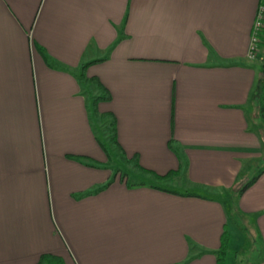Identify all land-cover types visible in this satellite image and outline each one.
Segmentation results:
<instances>
[{
    "label": "crops",
    "instance_id": "1",
    "mask_svg": "<svg viewBox=\"0 0 264 264\" xmlns=\"http://www.w3.org/2000/svg\"><path fill=\"white\" fill-rule=\"evenodd\" d=\"M259 4L0 0V264H36L44 253L64 264H216L230 209L235 225L255 229L249 264H264V172L237 194L244 164L264 161L252 123L264 57H248ZM86 63L111 95L97 108L115 116L127 159L179 170L175 189L207 198L113 174L88 103L98 91L77 77ZM39 114L45 149L79 145L94 165L63 156L56 167L52 152L45 170Z\"/></svg>",
    "mask_w": 264,
    "mask_h": 264
},
{
    "label": "trees",
    "instance_id": "2",
    "mask_svg": "<svg viewBox=\"0 0 264 264\" xmlns=\"http://www.w3.org/2000/svg\"><path fill=\"white\" fill-rule=\"evenodd\" d=\"M263 38H264V24L261 30L259 31V45L263 44L261 43V40H263ZM45 59L49 64H51L47 56H45ZM87 65L88 63L83 64L80 67V72L77 77L81 85L92 86L98 91V93L92 98L91 101L92 116L96 117L99 120V122L103 125V129L106 134L108 144L117 150L120 159L123 160L126 164L131 165L132 168L139 175L146 178H150L152 181L147 182L144 179H138V178L135 179V181L134 180L131 181L128 179L124 180V176H120V180H124L126 185L128 186L147 185L151 188L168 193H173L180 196H194V197L207 198L206 196H203L198 193L189 192V191H179L178 189L167 186L172 184V181L179 176V170H171L165 174H158L152 170L140 166L137 162L136 156H134L131 159H127L122 147L120 146L117 140L115 116L111 112H99L97 108V104L99 102L110 100L111 95L109 91L100 83V81L96 77L86 76L85 69ZM255 100L258 105L259 115L261 116L263 123V126L261 127V129H259L258 133H260V136L262 137V141L264 144V80L261 83L259 90L255 93ZM102 147L104 148V150L107 151V146L104 143L102 144ZM168 147L172 151L176 152V146L172 139L168 141ZM262 172H264V167H262L251 179H249L240 187L237 193L238 196L241 195L249 186H251ZM109 184L110 182L106 183L103 187L94 190V192H98L102 190L103 188L107 187ZM226 247H227V236H226V231H224L220 238V246L218 248V251L216 252V259H217L216 264H223V259L227 255ZM36 264H64V263L61 257L49 253H44L39 257L38 262Z\"/></svg>",
    "mask_w": 264,
    "mask_h": 264
},
{
    "label": "rangeland",
    "instance_id": "3",
    "mask_svg": "<svg viewBox=\"0 0 264 264\" xmlns=\"http://www.w3.org/2000/svg\"><path fill=\"white\" fill-rule=\"evenodd\" d=\"M258 52L261 53V55L264 57V45L261 46V47L259 45V51ZM263 62H264V60H263ZM52 66L53 65L51 64L50 67H52ZM55 68H57V67H55ZM260 70L263 72V78H264V65L260 68ZM88 103L91 106L92 103H91V99H90L89 96H88ZM91 116H92V113H91ZM40 118H41V116L39 114V125H40L39 126V132H40V139H41L40 146H41L42 155L44 156V159H45L44 160L45 170H47L48 162H49V166H50V155H51L52 152L54 153V155H58L60 157L58 162L56 163V167L60 166V165H63V161H65L63 156L67 157V158H71L72 160L78 162L77 164H80V165L82 164V166L84 164H87L88 166H93L94 165L91 162L90 158H87L86 156L81 155V153H83L84 150L79 145H72L71 147H69V146L68 147L54 146V147L51 148V150H50V147H48L46 145V149H45L44 143H43V139H42V127H41L42 124H41ZM93 119L95 120L94 124L95 125L99 124L101 126L103 132H104L103 125L99 122V120L95 119V118H93ZM252 123L256 124L259 129H261V127L263 126L262 118L259 115V108L258 109L254 108V112L252 114ZM98 132H99L98 133L99 136H101L99 142H101V144L104 143L107 146L108 154L111 157L110 161L108 163V166H110V167L112 166L111 169L113 171V174H115L117 172H120L126 179L131 180V181H133V180L135 181V179H137V178L138 179H144L147 182L148 181H152L150 178H146V177H143V176L139 175L132 167L126 166L119 159H117V155H116L115 149L113 147H111L108 144V141L105 140L102 137L103 136L102 135V131L99 130ZM104 135H106L105 132H104ZM100 148H102L101 145H100ZM71 149H74L76 151L75 152H73V151L70 152L69 150H71ZM91 152L92 151H90V153ZM77 154H80L81 156L77 155ZM46 155L49 156V158H47L48 161L46 159ZM114 161H115V163H114ZM255 161L248 162V163L246 162L244 164V166H246V167H244L242 175H245V177L248 180L251 179L260 170V168L264 165V161H260L259 159L256 162ZM74 167L78 168L80 166L79 165H75ZM177 179L175 180V182L177 181ZM59 185L63 186L61 191L69 192L70 197L74 198V197L81 196L79 193L75 192L74 190H71V188L65 187L61 182L59 183ZM167 186H169L171 188H179L175 184H170V185H167ZM55 188H56V185H54V191H55ZM187 188H188L187 190H189V192L196 193V191H198V192H200L199 194H201V195L205 194V191H203L201 189H198V188H195L193 186H189ZM229 217H230V222L231 223L229 224L230 227L227 228V230H226V236H227L226 251H227V255L223 259V264H249V262L253 261V258L258 254L257 253L258 252L257 246L254 245V242H252L253 238L255 239V236H254L255 229H254V227L251 224H248L243 229L239 225H237V224L235 225L234 224V219L236 218V216H235L234 210H232V209L229 210ZM236 226H238V228ZM233 227L236 228V229L234 230ZM230 230H231L232 235H233L232 238H230V236H231L230 235L231 234Z\"/></svg>",
    "mask_w": 264,
    "mask_h": 264
},
{
    "label": "built area",
    "instance_id": "4",
    "mask_svg": "<svg viewBox=\"0 0 264 264\" xmlns=\"http://www.w3.org/2000/svg\"><path fill=\"white\" fill-rule=\"evenodd\" d=\"M264 24V0H260L258 11L256 13V19L252 30L250 45L248 49V57L256 58L259 51V31Z\"/></svg>",
    "mask_w": 264,
    "mask_h": 264
}]
</instances>
